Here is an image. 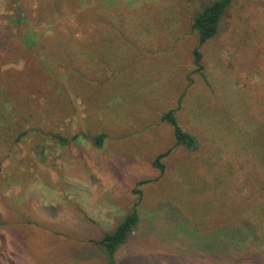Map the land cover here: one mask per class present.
Listing matches in <instances>:
<instances>
[{"label": "rangeland", "instance_id": "rangeland-1", "mask_svg": "<svg viewBox=\"0 0 264 264\" xmlns=\"http://www.w3.org/2000/svg\"><path fill=\"white\" fill-rule=\"evenodd\" d=\"M209 1L0 0V264H108L135 204L115 264H264V0L231 2L196 70Z\"/></svg>", "mask_w": 264, "mask_h": 264}, {"label": "trees", "instance_id": "trees-1", "mask_svg": "<svg viewBox=\"0 0 264 264\" xmlns=\"http://www.w3.org/2000/svg\"><path fill=\"white\" fill-rule=\"evenodd\" d=\"M232 1L233 0H210L192 19L191 28L197 33L198 37L197 46L193 49V63L196 70L202 69V53L200 51V46L217 33L220 20ZM161 120L168 122L172 127L176 145H183L188 149L195 148V137L178 125L173 110L164 112L161 115ZM105 137L104 133L97 134L94 136V141L99 146L103 143ZM55 138L60 144H68L72 140L60 135H55ZM167 152L168 151L158 154L153 161V165L160 170L163 168L162 163H160V158ZM135 191L139 192L138 189ZM138 219L137 206L135 204L132 206L131 211L119 221L113 230L104 232L97 241L108 260V264H115L114 253L116 249L119 245L126 242L128 235L136 227Z\"/></svg>", "mask_w": 264, "mask_h": 264}, {"label": "crops", "instance_id": "crops-1", "mask_svg": "<svg viewBox=\"0 0 264 264\" xmlns=\"http://www.w3.org/2000/svg\"><path fill=\"white\" fill-rule=\"evenodd\" d=\"M116 252V251H115Z\"/></svg>", "mask_w": 264, "mask_h": 264}]
</instances>
